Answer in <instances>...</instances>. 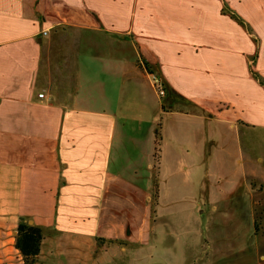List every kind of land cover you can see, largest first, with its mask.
<instances>
[{"label": "crops", "instance_id": "obj_1", "mask_svg": "<svg viewBox=\"0 0 264 264\" xmlns=\"http://www.w3.org/2000/svg\"><path fill=\"white\" fill-rule=\"evenodd\" d=\"M255 52L264 79V0H0V264H23L21 216L43 230L34 264L145 245L153 170L198 157L217 127L264 126ZM144 109L153 163L151 133L128 132Z\"/></svg>", "mask_w": 264, "mask_h": 264}, {"label": "rangeland", "instance_id": "obj_2", "mask_svg": "<svg viewBox=\"0 0 264 264\" xmlns=\"http://www.w3.org/2000/svg\"><path fill=\"white\" fill-rule=\"evenodd\" d=\"M149 116L146 109L135 112L132 117L142 121L132 120L128 132L151 133L153 163L158 125L152 128ZM216 133V140L202 144L193 160L153 170L152 226L146 244H126L124 249L113 244L95 252V259L109 258V264H264V126L241 127L237 134L217 127ZM228 180L238 181L231 198L224 191ZM212 193L217 199L209 202ZM62 260L66 256L56 254L52 264H68Z\"/></svg>", "mask_w": 264, "mask_h": 264}, {"label": "trees", "instance_id": "obj_3", "mask_svg": "<svg viewBox=\"0 0 264 264\" xmlns=\"http://www.w3.org/2000/svg\"><path fill=\"white\" fill-rule=\"evenodd\" d=\"M230 17L238 24L244 27L249 34L252 35L253 40L257 43L256 36L251 32V28L247 22L236 14L233 10L222 8ZM256 52L249 56V74L250 76L264 88V79L257 73L253 64L256 59ZM159 134V127L156 130V135ZM43 238V230L35 224H29L25 217H20L16 227L15 247L18 249L23 258V264H34L36 256L39 253L41 241ZM118 240L110 239V243H115Z\"/></svg>", "mask_w": 264, "mask_h": 264}, {"label": "built area", "instance_id": "obj_4", "mask_svg": "<svg viewBox=\"0 0 264 264\" xmlns=\"http://www.w3.org/2000/svg\"><path fill=\"white\" fill-rule=\"evenodd\" d=\"M44 33H45V32H44ZM154 84H155L156 89L158 90V93H159V94H163L164 91H163V88H162V86H161V84H160V80H159V78H154ZM38 96H39V97H43V96H44L43 92H39V93H38Z\"/></svg>", "mask_w": 264, "mask_h": 264}, {"label": "water", "instance_id": "obj_5", "mask_svg": "<svg viewBox=\"0 0 264 264\" xmlns=\"http://www.w3.org/2000/svg\"><path fill=\"white\" fill-rule=\"evenodd\" d=\"M31 222V221H30ZM16 233V232H15Z\"/></svg>", "mask_w": 264, "mask_h": 264}]
</instances>
